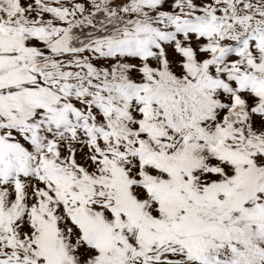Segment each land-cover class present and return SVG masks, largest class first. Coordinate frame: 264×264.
<instances>
[{
  "label": "snow or ice",
  "instance_id": "1",
  "mask_svg": "<svg viewBox=\"0 0 264 264\" xmlns=\"http://www.w3.org/2000/svg\"><path fill=\"white\" fill-rule=\"evenodd\" d=\"M0 264H264V0H0Z\"/></svg>",
  "mask_w": 264,
  "mask_h": 264
}]
</instances>
